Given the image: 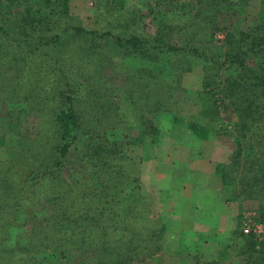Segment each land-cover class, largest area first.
<instances>
[{
  "label": "rangeland",
  "instance_id": "rangeland-1",
  "mask_svg": "<svg viewBox=\"0 0 264 264\" xmlns=\"http://www.w3.org/2000/svg\"><path fill=\"white\" fill-rule=\"evenodd\" d=\"M100 1L111 3L115 12L109 13V17L117 19L126 17L124 14L130 10L142 8V0ZM183 1L191 5L184 10L188 17L195 16L196 19L209 11L207 4L196 9L195 0ZM260 1L250 0L245 7L237 5L235 12L219 18L223 33L216 36H212L216 20L208 18L207 22L213 26L202 27L210 29L196 38L192 46L205 52L206 56L227 50L226 44L225 48L221 47L225 33L232 34L233 40L238 42L241 40L239 31L244 26L252 27L258 21L257 25H264ZM97 3L98 0H70L71 14L86 29L100 27L94 26L91 12ZM26 6L0 0V26L6 20L8 24L13 20L16 22L13 17L24 14ZM105 18L103 15L98 17L103 23ZM16 32H8V38L0 35V159L4 161V169L8 170V174L0 170V186L9 182V187L0 193L2 236H11L10 241L24 252L28 241L25 231L38 241L40 235L35 233L41 228L46 227L48 232L55 230L63 242L58 251L66 253L60 264H115L121 259L120 247L127 243L135 246L130 257L137 260L136 264H251L249 261L259 260V252L264 254V238L258 239L244 230L251 228L252 222L264 225L262 197L258 199L255 194L242 193L240 187L234 194L228 191L229 196L237 197L234 209L229 207L231 211L226 218H207V225L200 218H190L196 221L193 224L166 206L180 198L174 195L176 191L172 192L170 202L164 203L162 198L161 188L175 183L178 178L186 177L184 181L190 185L203 183L205 177L208 181V175L204 173L215 170L218 163L227 162L234 150L233 138L218 131L224 128L233 135L236 133V128L231 126L234 115L224 111L228 106V103H222L224 94L219 92L215 97L221 101L217 104L221 120H214L220 123L214 129L213 116L205 112L207 104L198 96L204 91L202 80L204 82L206 74L211 73L194 64L197 58L177 76L171 63L175 56L170 57L169 64L167 59L148 61L119 47L111 39L80 36L73 31L60 44L47 48L36 44L38 39L34 34L21 36V42L14 41L13 38L18 36ZM256 61L253 63L257 64ZM230 68L222 72L219 82L227 78ZM66 81L68 86L64 87ZM59 92L74 96L80 125L78 140L66 159V168L62 172H50L48 153L57 138L50 134L52 127L47 128V121L53 120ZM190 125L208 128V141L199 140ZM153 129L159 132V138L152 134ZM95 136L120 147L122 143L130 144L132 149L125 150V154L132 155L140 164L141 192L132 193V185L127 189L131 196L125 201L115 195H110L109 200L105 199L98 206L87 201L95 211L89 212L90 207L86 212L82 211L76 225L70 218L63 219L62 208L72 206V203L65 196L71 193L67 189L62 191L60 186L72 185L71 172L76 173L77 178L83 173L89 177L84 170L87 163L82 156L83 145L88 140L95 142ZM171 174L174 178L166 181ZM198 177L202 178L199 180ZM89 180L92 184L97 182L90 177ZM5 192H9L7 197H4ZM90 192L85 196L87 199ZM139 197L140 201L135 202ZM128 207H134L137 218L119 217ZM74 210L76 208L69 210L70 216L78 218ZM96 210H104L108 217L99 218ZM90 219L101 220L102 229ZM102 231L108 234L105 240L111 248L107 251L98 246L91 247V243L73 246L69 241L83 237L89 242ZM248 239L258 251L253 257L245 253V240Z\"/></svg>",
  "mask_w": 264,
  "mask_h": 264
},
{
  "label": "trees",
  "instance_id": "trees-1",
  "mask_svg": "<svg viewBox=\"0 0 264 264\" xmlns=\"http://www.w3.org/2000/svg\"><path fill=\"white\" fill-rule=\"evenodd\" d=\"M4 1L28 5L24 14L19 13L13 17L16 22L13 20L8 24L6 20L5 24L0 26V35L5 38L10 37L8 32H16L14 30L18 29L16 32L18 36L13 38L14 41L21 42V36L31 37L34 34L38 39L37 45L51 48L63 42L72 31L80 36L107 38L119 47L131 51L133 55H139L148 61L159 62L167 59L166 63L169 64L170 57L175 56L171 63L173 62L174 65L172 71L177 76L179 71H182L186 66H191L194 59H202L201 61L196 59L194 64H199L206 73L210 72L211 75L205 73L204 82L202 80L204 91L198 96L207 104L205 112L211 113L210 116H213L211 121L214 126L212 128H217L220 124L218 121L215 123L214 120H221V112L218 111L217 106L221 101L215 99L219 92L224 94L222 103L225 105L228 103V106L224 105V111L234 115L231 126L236 128L235 135L224 128L218 130L233 138L234 150L227 162L215 165V174L230 193H236L237 187H240L242 193H247L249 196L255 194L258 199L259 197L264 199V25L262 23L257 25L258 21L252 27L244 26V29L239 31L241 40L238 42L233 40L232 34L225 33L221 47L225 48L224 44H226L227 50L224 49L220 53L206 56L205 52L192 46L197 41L196 38L209 31L210 28H202L212 25L207 22L208 18H211V21L216 20L212 36L223 33V29L219 28V18L235 12L237 5L245 7L250 0H195L196 9L204 4L209 7L207 15L201 14L196 19L195 16L188 17L189 14L185 13L184 10H187L191 5L183 0H142L141 9L130 10L129 13L124 14L126 17L122 19L109 17V13L115 12L113 6L108 1L103 3L98 0V3L91 9L94 26L100 25L94 29H86L82 26V22L71 14L70 0H41L42 3L37 0ZM192 6L194 9L193 4ZM259 8L261 15L264 16V0L260 1ZM4 15L6 18L8 17V15ZM100 15L106 16L104 23L98 19ZM201 17H204L205 20H197ZM202 22H207V24ZM242 37L245 39L243 40ZM24 43H26L25 40ZM254 61L257 64L253 63ZM228 67H231L228 70L230 71L229 75L219 82L222 72ZM59 75L65 78L69 77L66 74ZM63 85L64 87L68 86V81ZM225 97L227 98L225 99ZM74 100L73 95L59 92V97L55 99L58 107L53 114V120L47 121V128L52 127L50 134L57 138V143L48 153L51 164L47 167L50 172H62L66 168L68 153L78 140L80 121L74 108ZM190 127L199 140L208 141L210 134L208 128L201 125H190ZM152 134L159 138V132L156 129L152 130ZM142 144L140 143V145ZM129 145L128 142L122 143L120 147L118 144L114 145L113 142L103 138L99 139L96 136L95 142L86 141L83 145L82 155L84 162L87 163L84 170L88 172L90 179L93 178L97 182L92 184L84 173L77 178L76 173L71 172L72 185L69 187L59 185L62 191L67 189L71 193L70 195L65 194L72 206L62 208L63 219L70 218L78 225L79 215L81 216L82 211L86 212L88 207H90L89 212L95 211L90 204L98 206L105 199L109 200L110 195H115L117 198H121V201H125L127 197L131 196L129 193L127 194V189L132 185H134L132 193L137 195L141 192L140 164L132 155L125 154L128 149H132ZM2 162L4 161L0 159V170H5ZM10 169L12 168L10 167ZM3 172L8 174V170ZM130 175H133L134 178L130 179ZM0 187L1 193L5 187H9V182L3 183ZM88 191H91L89 199L85 197ZM7 195L9 192L4 193V197ZM233 196L230 197L234 201L237 197ZM138 201H140V197L135 202ZM72 208H76L74 213H77L78 218L70 216L69 210ZM96 211L98 216L100 215L99 218L108 217V213L105 214L104 210ZM119 217L137 218L134 207L124 208ZM90 220L102 229L101 220ZM45 228H41L39 233H35V235H40L38 241L33 240V237L26 234V231L24 232L28 240L24 252L21 251V247H17V244L10 241L12 240L11 236H2L0 233V264H45L50 257L48 264L56 262L60 264L59 261L66 257L64 251H58L63 246L62 237H58L55 230L48 232ZM30 229L34 232L32 227ZM104 229L106 230V226ZM107 235L106 231H102L94 239L90 238L89 242H86L87 238L83 237L70 238L69 241L73 246L91 243V247L98 246L99 249L107 251L111 248L107 245L108 241L105 240ZM245 241L247 243L245 253L253 257L258 251L255 250L254 244H251L249 239ZM12 244H15L14 247H11ZM134 247L131 243L122 245L120 247L121 259L115 264H136L137 260L130 257ZM259 254H261L259 260L248 261L251 264H264V254L261 251Z\"/></svg>",
  "mask_w": 264,
  "mask_h": 264
},
{
  "label": "crops",
  "instance_id": "crops-1",
  "mask_svg": "<svg viewBox=\"0 0 264 264\" xmlns=\"http://www.w3.org/2000/svg\"><path fill=\"white\" fill-rule=\"evenodd\" d=\"M204 174L208 175V181L205 177V181L201 184L190 185L184 181L186 177H182L176 179L175 183H168L166 187L161 188L164 203L170 202L172 192L176 191L174 195L180 198L175 199L176 203L170 202L166 206L179 212L181 218H187L193 224L196 221L190 218H200L204 224L207 223V218H226L231 211L229 207L234 209L236 205L214 170L206 171ZM171 177H173L172 174L166 181H170ZM200 178L202 177H198L199 180ZM206 198L209 199L206 201Z\"/></svg>",
  "mask_w": 264,
  "mask_h": 264
},
{
  "label": "built area",
  "instance_id": "built-area-1",
  "mask_svg": "<svg viewBox=\"0 0 264 264\" xmlns=\"http://www.w3.org/2000/svg\"><path fill=\"white\" fill-rule=\"evenodd\" d=\"M254 223L253 226L251 228H246L244 230V232L246 234H255V236L258 238V239H262L264 238V225L263 224H260V223H257V222H252Z\"/></svg>",
  "mask_w": 264,
  "mask_h": 264
}]
</instances>
